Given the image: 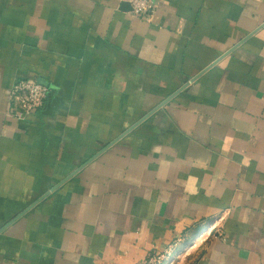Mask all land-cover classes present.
Returning <instances> with one entry per match:
<instances>
[{"label":"crops","instance_id":"1","mask_svg":"<svg viewBox=\"0 0 264 264\" xmlns=\"http://www.w3.org/2000/svg\"><path fill=\"white\" fill-rule=\"evenodd\" d=\"M1 229L0 264H264V0H0Z\"/></svg>","mask_w":264,"mask_h":264},{"label":"built area","instance_id":"2","mask_svg":"<svg viewBox=\"0 0 264 264\" xmlns=\"http://www.w3.org/2000/svg\"><path fill=\"white\" fill-rule=\"evenodd\" d=\"M131 6L135 17L148 18L154 10L156 0H126ZM50 89L35 79H18L11 90L12 107L10 113L21 120L32 119L36 112L44 108ZM184 243L179 247L159 253H151L138 264H175L184 251Z\"/></svg>","mask_w":264,"mask_h":264},{"label":"water","instance_id":"3","mask_svg":"<svg viewBox=\"0 0 264 264\" xmlns=\"http://www.w3.org/2000/svg\"><path fill=\"white\" fill-rule=\"evenodd\" d=\"M196 80V78L191 79V81ZM189 83L185 84L180 90H178L177 92H175L174 94H172L170 97H168L166 100H164L159 106H157L155 109H153L151 112H149L146 116H144L140 121H138L136 124H134L132 127H130L127 131H125L122 135H120L116 140H114L113 142H111L110 144H108L104 149H102L96 156H94L91 160H93L94 158H96L97 156H99L101 153H103L106 149H108L109 147H111L113 144H115L117 141H119L121 138H123L127 133H129L131 130H133L135 127H137L141 122H143L146 118H148L149 116H151L153 113H155L159 108H161L162 106H164L168 101H170L174 96H176L180 91H182L184 88H186L188 86ZM91 160H89L88 162H86L85 164H83L76 172H74L72 175L68 176L64 181H62L61 183H59L58 185H56L51 191L56 190L59 186H61L66 180L70 179L73 175H75L79 170H81L83 167H85ZM51 192H48L47 194H45L42 198H40L36 203H38L39 201L43 200L44 198H46ZM35 203V204H36ZM34 204V205H35ZM34 205L30 206L33 207ZM25 212H23L22 214H20L17 218H19L20 216H22ZM16 218V219H17ZM15 221V220H13ZM4 229V228H3ZM3 229L0 230V233L3 231Z\"/></svg>","mask_w":264,"mask_h":264},{"label":"rangeland","instance_id":"4","mask_svg":"<svg viewBox=\"0 0 264 264\" xmlns=\"http://www.w3.org/2000/svg\"><path fill=\"white\" fill-rule=\"evenodd\" d=\"M184 252H182L181 254H180V256L177 258V260L181 257V256H183L184 254H183ZM177 260H176V262H177ZM175 262V263H176Z\"/></svg>","mask_w":264,"mask_h":264}]
</instances>
